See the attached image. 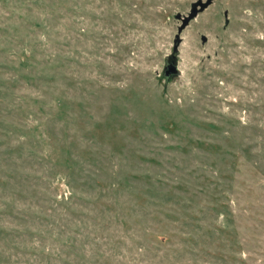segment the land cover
Returning <instances> with one entry per match:
<instances>
[{"label": "rangeland", "instance_id": "obj_1", "mask_svg": "<svg viewBox=\"0 0 264 264\" xmlns=\"http://www.w3.org/2000/svg\"><path fill=\"white\" fill-rule=\"evenodd\" d=\"M199 1L0 0V264H264V0Z\"/></svg>", "mask_w": 264, "mask_h": 264}, {"label": "water", "instance_id": "obj_2", "mask_svg": "<svg viewBox=\"0 0 264 264\" xmlns=\"http://www.w3.org/2000/svg\"><path fill=\"white\" fill-rule=\"evenodd\" d=\"M212 2L213 0H207L205 3L199 1L197 3L192 4L190 13L188 14V16L182 19V25L179 29V32L182 31L189 24L191 20L195 19L199 13L205 11L212 4ZM224 17H225L224 24L225 26H227L229 24V20L227 18V12L224 13ZM201 41L204 44L207 42V38L205 36H202ZM178 75H179V71L177 69L176 62L172 58L171 60L165 63V67L163 70V77L165 81L168 82L172 78L177 77Z\"/></svg>", "mask_w": 264, "mask_h": 264}]
</instances>
